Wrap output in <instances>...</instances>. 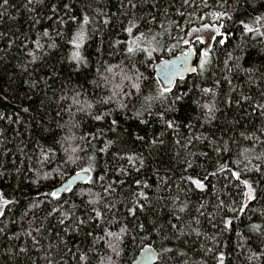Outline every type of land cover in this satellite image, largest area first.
I'll return each mask as SVG.
<instances>
[{
  "label": "snow or ice",
  "instance_id": "obj_1",
  "mask_svg": "<svg viewBox=\"0 0 264 264\" xmlns=\"http://www.w3.org/2000/svg\"><path fill=\"white\" fill-rule=\"evenodd\" d=\"M8 2L9 0H0V17L7 13ZM84 2L85 8L78 11H73L71 3H63L62 9L57 3H52L50 6L52 15L46 18L53 23L38 32L35 38L25 35L16 45L25 57L24 62L17 65L21 73H27L23 83L31 90L43 82L45 99L41 100V107L43 108L45 101L55 105V117L58 118L56 127L65 133L59 139L53 133L50 145L37 143L39 160L43 163L52 159L59 147L64 153L61 157L64 166L75 165L76 168L73 170L72 178L61 183L60 189L52 188L48 192H38L37 198L28 203L20 217L27 222V228L21 226L20 232L9 231V224H15L16 221L4 222L6 211L10 210L11 205H18L19 201L9 199L0 192V237L8 241L19 240L22 235L27 237L32 248L38 253L43 252L40 259L45 261V264H69L68 257L76 264H119V258L127 243H135L138 238L143 242L147 235L155 232L160 238L158 250L149 244H142L144 259L154 260L156 264H174L177 257H187L188 253L179 246L170 247L168 243L175 240L187 245L189 240L182 238L195 236L197 241L203 237L204 242L200 243V248L206 256L212 254L211 259L215 264H225L226 258L232 255V252L224 250L229 245L218 239L217 235L209 236L203 231V218L213 228L222 226L219 236H223L225 232H235L237 240L233 250L247 247L250 253L247 260L260 261L264 258V251L254 250L249 242L256 240L258 241L256 247L264 248V223H249L247 228L250 235L245 237L235 222H242V216L246 214L250 203L257 199V185L260 184V180H264V66L244 68L239 63L240 56L228 53L222 62L221 77L214 76L211 86L194 84V87L199 89L201 97L206 98L193 101L199 109V115L194 118L197 123L194 124L192 119L181 123L172 115L179 111V106L190 94V90H178L180 84L187 82L184 73L206 79L205 74L213 64L211 45L203 49L195 47L196 44L205 43L202 33L211 29L219 35H224L220 29L224 27L225 21H233V13L243 8L241 0H232L231 3L229 0H211V3L209 0H151V3L149 0H118L117 12L126 21V23L120 21L118 27L119 31L126 35L123 39H109L111 51L108 54L112 56L119 53L123 58L118 63L98 62L95 77L89 81L94 89L92 92L83 84H73L71 77L62 81L59 89L53 88L52 84L58 79L56 71L38 77L33 73L39 68L48 67L42 61L49 54V50L60 48L58 40L72 46L71 54L66 59L72 62V71L78 74L87 69L90 63L85 54L87 42L96 33H103L110 25L115 26L112 22L118 19L117 13L109 15L102 8L93 9L87 0ZM245 2L255 10L253 0ZM33 4L43 5L44 0H26L24 7L34 13L36 8L29 7ZM145 5L157 11L137 15V12H142ZM170 7L175 8L176 15L184 20L187 28L169 19ZM61 11L63 15H60ZM206 19L215 23L203 22ZM32 20L33 26L41 23L36 17H32ZM69 23L74 25L70 31L65 27ZM239 24L244 34L264 37V13L249 15L247 20H239ZM173 26L176 30L175 35ZM6 36L7 33L0 32V40ZM212 39L215 40V36ZM18 40L19 36L8 39L6 47H0V53L7 54ZM219 43L224 44L225 40L221 39ZM175 49H181L178 56L174 55L171 60L160 59L158 65H153L154 54L171 53ZM100 51V48H97V52ZM190 58L194 59L190 61ZM3 59L4 55H0V60ZM149 66L153 67V71L159 69L156 76L152 73L145 75ZM30 68L32 71H29ZM141 68H144V71H141ZM239 72L247 76L248 83H255L256 80L261 82L257 85L260 90L255 95L240 91L238 97L233 98L232 93H236L239 87L233 83V79ZM49 80L52 83H49ZM222 83L228 85L227 91L223 93V104L229 108L235 104L236 111L239 112L238 119H226L223 125L214 124V121L219 119L217 113L221 112L217 104L219 95L217 89ZM97 89L101 91H95ZM49 90L51 96L48 95ZM104 90L107 94H101ZM157 105L161 110L153 111ZM22 111L28 113L29 108L24 107ZM129 112L143 125L150 123L146 117L155 116L162 122L164 130L147 141L149 149L163 145L165 133L171 130L176 137L175 145L184 151L187 157L181 161L184 172L195 165L193 157L212 159L208 151L192 150L198 145L211 149V152L216 154L213 170L205 168L202 175L196 176L181 174L177 178L179 183L175 185L170 176H159L157 173L158 183L151 196L148 190L153 186L143 178L135 179V189H130L123 200L117 201L115 198L117 187L126 183V179L122 180L119 177L127 178L130 169L139 173L145 166L144 156L118 149L111 152L112 159L126 163L110 169V162H105L103 174L95 173L100 168L102 154L107 155L119 139L118 136L108 138L106 135L107 132L115 134L119 127V120L114 118V113L126 115ZM65 115L68 119L60 123ZM253 118L256 123L251 122ZM85 119L95 122L107 120L108 125L106 129L98 127L94 131H80ZM245 119H249V123L241 130L239 125ZM2 120L12 122V118L5 113H0V121ZM15 122H20L19 114ZM197 124L199 129L205 130L200 131ZM182 127L187 129L186 134L180 132ZM77 132H80V135H77ZM135 139L145 142V136L142 135H136ZM242 142H248L251 146L244 147ZM236 145H240V150L233 156V146ZM256 145L261 146L259 152L256 151ZM224 154H228V159H224ZM177 155L179 156V152ZM19 171L20 169H17V172ZM109 171L115 173L114 178H106ZM249 173L259 174L260 180H251L248 177ZM57 174L62 173L58 171ZM2 175L0 172V176ZM48 176L47 172L43 173V179H48ZM210 178L224 181V196L228 197L227 199L220 197L221 190L216 188V184ZM37 180H33L32 183H36ZM73 182H83L89 187L75 191ZM97 184L100 191H93ZM209 191L214 197V203L210 200H198L193 203L188 198L190 193L201 197L208 196ZM164 192H167V195H163ZM64 193H70L72 197H88L82 201L83 211L80 215H77V209L81 205L65 198ZM229 193L234 195L229 196ZM120 202H123L126 208L123 217L117 208V203ZM163 208L168 209L167 220L160 223L157 212L156 218L148 222L150 228L141 222L137 215V212L143 213L146 209L156 211ZM37 210L43 212L42 217L36 215ZM193 211L195 215L192 214ZM260 214L264 217V209L260 210ZM29 215L31 219H27ZM185 216L190 218L185 219ZM114 228L116 230H113ZM42 241L48 243L45 245ZM207 241H211V246L206 245ZM92 253H95V256L90 255ZM3 254L14 264H21L18 259L20 257H23V264H36L29 255L26 244L10 245L4 249ZM179 264L190 262L183 259ZM200 264L205 262L202 260Z\"/></svg>",
  "mask_w": 264,
  "mask_h": 264
},
{
  "label": "trees",
  "instance_id": "obj_2",
  "mask_svg": "<svg viewBox=\"0 0 264 264\" xmlns=\"http://www.w3.org/2000/svg\"><path fill=\"white\" fill-rule=\"evenodd\" d=\"M71 3L73 5V11H78L85 8L84 0H44L43 5H29V7H35L36 12H29L25 7L26 0H9L7 5V13L0 17V32L7 33V36L0 40V47H6V42L8 39H15L19 36L20 40L16 41V44L12 47L7 54L0 53L4 55V59L0 60V113H5L12 118V122L8 120L0 121V172L3 173L0 176V192L9 198L19 201L18 205H11L10 210L6 211V220L16 221L15 224H9L10 232H20L21 226L27 228V222L21 220L20 217L27 207L28 203L37 198V193H44L50 191L52 188H57L61 183L65 182L68 178L74 175L75 165L64 166L61 157L64 155L63 151L57 147L55 156L43 163L39 160V149L36 148L37 143L42 145H50L52 143L53 133L56 134V138L59 139L60 136L64 135V131L56 127V121L58 118L55 117V105L45 101L43 108L41 107V100H44V85L43 82L39 83L35 89H29L26 84L23 83V79L27 78V73H21L20 68L17 67L18 64H22L25 57L22 51L16 46L22 41L25 35L35 38L36 34L43 30V28L48 27L49 24L53 23L49 21L46 17L52 15L50 11V6L52 3H57L58 7L62 9L63 3ZM151 3V0H149ZM211 3V0H209ZM231 3L232 0H229ZM87 3H91L92 8H102L109 15L111 13H117L118 19H114L109 28L105 29L103 33H96L91 40L87 42L85 54L88 56L90 63L87 69H83L80 73H75L72 71V62L66 59L67 56L71 54L72 46L65 45L63 42L58 40L61 45L59 49L49 50V54L44 57L42 61L48 67L39 68L33 73L34 76H45L49 75L51 71H56L58 74V79L52 84L53 88L59 89L62 86V81L66 78L71 77L72 83L79 85L83 84L89 92L94 91L93 86L89 81L95 77L96 67L98 62L109 61L111 63H118L123 57L121 54L117 53L115 55L109 56L111 49L109 48L108 41L110 38H125L124 33L119 31L120 21H124V17L119 16L117 12L118 0H87ZM255 4V10L253 7L249 6L245 0H241L243 8L239 11L233 13V21H225L224 27L220 29L221 33L224 35L215 34L211 29H209L215 35V40L211 43L213 52L212 59L213 64L210 70L205 74V78H197L194 74L187 76L186 83H182L179 86V91H189L190 94L185 98L184 102L179 106V111L172 114L174 118L181 123H186L188 119H192V122L196 124L194 119L199 115V109L196 108V104L193 103L194 100H203L206 98L201 97L198 88L194 87V84H200L201 86H211L212 80L215 77H221L223 73L220 69L223 68V61L227 58L228 53H232L234 56H240L241 59L239 63L242 67L247 68L255 66L256 68H261L264 66V37H253L251 34H244L242 32V26L239 24V20H247L249 15L255 16L260 13H264V0H253ZM178 6V3L177 5ZM156 12V9H151L149 6L145 5L142 12H137V15H141L144 12ZM60 15H63L61 11ZM10 17H12L10 19ZM32 17H36L41 20L40 24L33 26ZM169 19L177 21L187 28L184 20L176 15L175 8H169ZM99 22V21H98ZM126 23V21H124ZM206 23H215L210 19H206ZM55 26V25H53ZM199 26V24H197ZM69 31L74 28V25L68 24L65 26ZM158 27V25H157ZM51 31V29H49ZM173 34H176L175 26H173ZM224 39L225 43L220 44L219 40ZM46 40V38H45ZM103 41V42H102ZM43 42V41H42ZM31 46V44H30ZM183 48V45L181 46ZM197 49H203L204 44H196ZM97 48H100V52H97ZM181 49H175L173 52H157L154 54L153 65L163 58H170L174 55H178ZM231 63V62H230ZM36 67V66H34ZM214 70V71H213ZM29 71H32L30 68ZM144 71V68H141ZM152 73L156 76V72L153 71V67L149 66L148 71L145 75ZM258 75V73H256ZM87 77V79H85ZM49 83H52L49 80ZM233 83L239 85L237 92L232 93L233 98H237L240 91L245 92L248 95H255L260 89L257 85L261 82L256 80L255 83H248L247 76L243 72H239L236 78L233 79ZM228 85L222 83L221 87L217 89L219 95L217 97V104L221 108V112L217 113L218 120L214 121V124L223 125V121L232 120L233 118H239V112L236 111V106L233 104L231 108L223 104V93L227 91ZM95 91H101L99 89ZM101 94H107L106 90L101 92ZM48 95L51 96L52 93L49 90ZM53 99H55L53 97ZM24 107L29 108L28 113H24L22 109ZM161 110L157 105L153 111ZM17 114H19L20 122H15L17 119ZM114 118L119 120V127L117 132L110 133L107 132L108 138L119 137L117 144L112 147L107 155L101 156L100 168L97 169L96 175L103 174L102 169L105 162L109 163V168L113 166H119L120 164H125V161H116L112 159L111 152L117 151L118 149L122 152L128 153H138L142 154L145 158V166L136 173L134 170L130 169V175L125 178L120 176L119 179L125 180L126 183L120 187H117V192L115 198L117 201L123 200L125 196L129 194L130 189H135L134 180L143 178L153 187L148 190L149 195H152L153 190L158 183V175L164 176L168 175L171 177L174 185L179 183L178 177L183 175H193L203 174L204 169L209 171L213 170V165L215 164V153L211 152V149L203 148L202 146H197L193 151H208L212 159H207L204 157H193L195 160V165L193 168L188 169L184 172V165L181 163L186 157L184 151H182L177 145H175L174 140L176 137L173 136L171 130L165 133L164 140L165 143L160 145L158 148L149 149L147 147V141H149L154 135L159 134L164 130L162 122L158 121L155 116L146 117L150 120L148 125L140 124L139 120L132 116V113L117 114L114 113ZM67 115L64 116L60 123L67 120ZM252 123H256L253 118ZM249 123V119L241 121L239 129H243L245 124ZM108 121L95 122L91 119H85L82 122V127L80 131H94L98 127L107 128ZM199 129V125L197 124ZM204 131L205 129H199ZM182 134L187 133V129L183 127L180 129ZM80 135V132H77ZM136 135L145 136V142L137 141L135 139ZM103 139V138H102ZM78 143V141H77ZM244 147H250L248 142H242ZM67 147V145H65ZM73 146H75L73 144ZM191 147V146H190ZM240 150V145L233 146V156ZM261 150L260 145H256V151ZM179 152V156L177 153ZM83 155V153H81ZM224 159H228V154H224ZM202 165L203 167H200ZM17 169H20L17 172ZM37 170H39L40 179L37 180ZM57 170V171H54ZM78 170V169H77ZM62 174H57V172ZM47 172L49 174L48 179H43V173ZM158 173V175H157ZM115 177V173L109 171L107 174V179ZM248 177L251 180H260L259 174L249 173ZM212 182L216 184V188L220 191V197L222 199H227L224 196V181L220 179L219 181L215 178ZM33 180H37L36 183H32ZM89 187L88 184L82 183L77 186H73L75 191H80L83 188ZM93 191H100L99 185L93 188ZM167 195V192L162 193ZM234 195V193H229V196ZM65 198H69L71 202L80 204L81 207L77 209V215H80L83 211L82 201L88 199L87 196H77L72 197L70 193L64 194ZM184 197L182 196V199ZM189 199L193 203L198 200H210L213 203L214 197L209 191L208 196H199L196 194H189ZM239 199V197H236ZM44 207V206H42ZM67 207V205H65ZM117 208L120 210V216L126 213L125 204L123 202L117 203ZM264 209V180H260V184L257 185V199L250 203V207L246 214L242 216V222L236 221L235 225L238 226L239 230L248 237L250 233L248 232L247 225L249 223H264V217H261L260 210ZM255 210V211H254ZM157 212L159 213L160 223H164L168 218V209H157L156 211L146 209L143 213L137 212L141 222H144L149 228L151 225L148 223L150 220L156 218ZM195 215V212L192 213ZM223 214V213H222ZM232 215L231 213H227ZM36 215L38 217L43 216V212L37 210ZM31 215L27 219H31ZM189 216H185V219H189ZM251 218V219H249ZM129 221L131 218L129 217ZM222 226L218 225L213 228L212 225L205 219L202 218V229L209 236L217 235V238L222 242L228 243V248L224 249L226 251L232 252V255L226 258L225 264H264V258L260 261L252 260L248 261L247 256L250 254L247 247L243 249L233 250L237 237L235 232H225L223 236H219L220 228ZM113 230H116L115 228ZM144 235V234H142ZM82 239V237H81ZM182 239H188L189 244L185 245L180 241L173 240L168 243L170 247L179 246L183 248L187 253V257H177L174 264H179V261L183 259H188L190 264H200V261H204L205 264H215V261L211 259V255H205L200 248V243L204 242L203 237L197 241L195 236L184 237ZM193 241H196L193 243ZM43 244H47L48 241H42ZM149 244L158 250V245L160 243V238L155 232L147 235V238L142 242L139 238L135 243H127L121 257L119 258V264H127L132 261L142 248V244ZM167 243V242H166ZM207 246H211V241L205 242ZM251 247L257 251H264V248H257L256 245L258 241L252 240L249 242ZM26 244L29 248V255L36 261V264H45V261L40 259L43 252H37L27 237L21 236L19 240L8 241L4 237H0V264H14L10 261L6 255L3 254L4 249L8 248L10 245H22ZM15 250V249H14ZM103 255V252L100 253ZM95 256V253L90 254ZM23 264V257L18 258ZM69 264H76L71 257L67 258ZM156 264V263H155Z\"/></svg>",
  "mask_w": 264,
  "mask_h": 264
},
{
  "label": "water",
  "instance_id": "obj_3",
  "mask_svg": "<svg viewBox=\"0 0 264 264\" xmlns=\"http://www.w3.org/2000/svg\"><path fill=\"white\" fill-rule=\"evenodd\" d=\"M179 55V54H178ZM178 55H176V56H178ZM173 57H170V58H163L164 60H171ZM192 59H194V58H190V61L192 60ZM159 61L160 60H158L156 63H155V65H158L159 64ZM155 72H156V75L158 74V72H159V69L158 68H156L155 69ZM189 75H191L190 73H184V76H185V78L187 77V76H189ZM73 176V175H72ZM72 176L70 177V178H68L67 180H70L71 178H72ZM66 180V181H67ZM65 181V182H66ZM83 182H73V186H77L78 184H82ZM61 186V185H60ZM60 186H58L57 187V189H60ZM152 246V245H151ZM153 247V246H152ZM153 249H156L155 247H153ZM157 250V249H156ZM156 262L154 261V260H151V261H146L145 259H144V253L140 250L139 251V253L137 254V256L132 260V261H130V262H128L127 264H155Z\"/></svg>",
  "mask_w": 264,
  "mask_h": 264
},
{
  "label": "rangeland",
  "instance_id": "obj_4",
  "mask_svg": "<svg viewBox=\"0 0 264 264\" xmlns=\"http://www.w3.org/2000/svg\"><path fill=\"white\" fill-rule=\"evenodd\" d=\"M203 36H204V40H205V43H204V46H208V45H211V43L213 42V39L212 37L215 36L214 33H212L210 30H207L205 32L202 33ZM217 34V33H215Z\"/></svg>",
  "mask_w": 264,
  "mask_h": 264
},
{
  "label": "bare ground",
  "instance_id": "obj_5",
  "mask_svg": "<svg viewBox=\"0 0 264 264\" xmlns=\"http://www.w3.org/2000/svg\"><path fill=\"white\" fill-rule=\"evenodd\" d=\"M65 194V193H64Z\"/></svg>",
  "mask_w": 264,
  "mask_h": 264
}]
</instances>
